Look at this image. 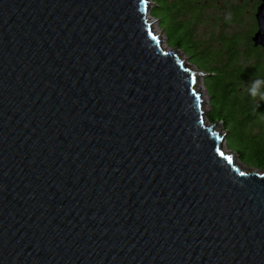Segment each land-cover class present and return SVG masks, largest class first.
Masks as SVG:
<instances>
[{"label":"water","instance_id":"95a60500","mask_svg":"<svg viewBox=\"0 0 264 264\" xmlns=\"http://www.w3.org/2000/svg\"><path fill=\"white\" fill-rule=\"evenodd\" d=\"M150 4L0 0V264H264V171L223 153Z\"/></svg>","mask_w":264,"mask_h":264},{"label":"trees","instance_id":"16d2710c","mask_svg":"<svg viewBox=\"0 0 264 264\" xmlns=\"http://www.w3.org/2000/svg\"><path fill=\"white\" fill-rule=\"evenodd\" d=\"M152 2L149 12L159 20L168 45L185 52L205 76L210 98L205 119L222 123L228 132L227 146L240 162L264 171V101L246 91L249 83L264 79V62L250 43L252 28L242 30L245 14L239 2L225 0V18L203 16V9L209 4L215 7L217 0H198L197 11L194 0ZM207 20L211 30L206 41L196 37V27Z\"/></svg>","mask_w":264,"mask_h":264},{"label":"rangeland","instance_id":"374dc122","mask_svg":"<svg viewBox=\"0 0 264 264\" xmlns=\"http://www.w3.org/2000/svg\"><path fill=\"white\" fill-rule=\"evenodd\" d=\"M151 2V6L149 7V11L153 5L152 0H149ZM231 3H235L236 0H229ZM212 10H209L208 12H211ZM205 14L203 15L204 17H209V14H207L206 12H204ZM149 15V19L151 21V24L153 26V30L159 34L160 38H161V46L165 47L164 49H166L167 51H171L172 49H176L177 50V55L181 58V60H183L184 66L186 68H189L193 71L196 72H202L200 70V68L198 66H196L195 64H193L190 59L188 58V56L186 55L185 52H183L182 50H180L178 47L175 46H169L168 42H167V36L166 33L163 29V27L161 26L159 20H157L154 16H152L150 14V12L148 13ZM213 15V14H212ZM205 20V18L203 19ZM218 25V24H217ZM211 30V23L207 20L204 22H200L198 23L197 27H196V37L198 39H204V40H208V33ZM216 31L218 30V28L215 29ZM204 74H199L196 77V84H195V89L197 94L200 96L201 99V109L205 112V116L207 114V112L210 110V98L207 94L205 85H204ZM250 85V83L248 84V86ZM245 86V84H244ZM206 124L207 125H214L215 123H211L210 121H208L207 119H205ZM216 129L219 132V135H222L223 141L221 142V148L223 150V153L225 154H231L232 159H233V163L237 164L241 169L243 170H249V171H255L257 172L258 169L247 166L245 164H243L242 162H240L239 158H238V154L230 147L227 146V136H228V132L226 131V129L222 126L221 122H218L216 125Z\"/></svg>","mask_w":264,"mask_h":264},{"label":"flooded vegetation","instance_id":"af4514ba","mask_svg":"<svg viewBox=\"0 0 264 264\" xmlns=\"http://www.w3.org/2000/svg\"><path fill=\"white\" fill-rule=\"evenodd\" d=\"M236 1L239 2L245 14L243 25H242V30L245 31L249 27L252 28L251 35H250V43L252 45V48L256 49L259 52L260 58L264 62V45L262 44L255 45L252 40L255 33H257V31L259 30V26H258L257 19H256V14L259 8H260V11L262 12L263 19H264V0H236ZM216 3L217 5L215 7H212L209 4L208 7L204 8L203 10L207 14H209L210 17L211 16H218V17L221 16L222 18H225V0L222 1L221 5H219V0H217ZM198 4H199L198 0H194V6L196 8V11H197ZM209 10H212V11L208 12Z\"/></svg>","mask_w":264,"mask_h":264},{"label":"clouds","instance_id":"9594fccd","mask_svg":"<svg viewBox=\"0 0 264 264\" xmlns=\"http://www.w3.org/2000/svg\"><path fill=\"white\" fill-rule=\"evenodd\" d=\"M228 19H230V14ZM247 93L252 98L259 97L260 100L264 101V79H256L246 89Z\"/></svg>","mask_w":264,"mask_h":264},{"label":"bare ground","instance_id":"6f19581e","mask_svg":"<svg viewBox=\"0 0 264 264\" xmlns=\"http://www.w3.org/2000/svg\"><path fill=\"white\" fill-rule=\"evenodd\" d=\"M150 21V20H149ZM151 23V22H150ZM151 26V32L153 33V35H155V36H157L158 34L153 30V26H152V24L150 25ZM159 44H160V47L163 49V50H165V51H167L166 49H164L165 47H162L161 46V38H160V36H159ZM186 66V65H185Z\"/></svg>","mask_w":264,"mask_h":264},{"label":"built area","instance_id":"2783aa9c","mask_svg":"<svg viewBox=\"0 0 264 264\" xmlns=\"http://www.w3.org/2000/svg\"><path fill=\"white\" fill-rule=\"evenodd\" d=\"M151 6V5H150ZM148 13H149V11H148ZM148 13H147V18H148V22L150 23L151 21H149L150 19V17H149V15H148ZM150 25H151V23H150Z\"/></svg>","mask_w":264,"mask_h":264}]
</instances>
